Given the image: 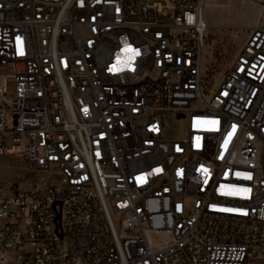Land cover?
<instances>
[{
  "label": "built area",
  "instance_id": "2783aa9c",
  "mask_svg": "<svg viewBox=\"0 0 264 264\" xmlns=\"http://www.w3.org/2000/svg\"><path fill=\"white\" fill-rule=\"evenodd\" d=\"M162 1L0 0V264L264 261V0Z\"/></svg>",
  "mask_w": 264,
  "mask_h": 264
},
{
  "label": "rangeland",
  "instance_id": "374dc122",
  "mask_svg": "<svg viewBox=\"0 0 264 264\" xmlns=\"http://www.w3.org/2000/svg\"><path fill=\"white\" fill-rule=\"evenodd\" d=\"M156 2L164 4L162 0ZM262 9L259 0H209L205 19L211 28L212 35L220 31L236 28L249 29L260 20ZM184 123L180 122L183 130ZM58 176L40 173L30 169L29 164L13 156H0V184L29 185L35 182L56 181ZM66 251V244H62ZM250 264H264L262 260H254Z\"/></svg>",
  "mask_w": 264,
  "mask_h": 264
},
{
  "label": "water",
  "instance_id": "95a60500",
  "mask_svg": "<svg viewBox=\"0 0 264 264\" xmlns=\"http://www.w3.org/2000/svg\"><path fill=\"white\" fill-rule=\"evenodd\" d=\"M60 218H61V215H60V214H58V216H57V220H60Z\"/></svg>",
  "mask_w": 264,
  "mask_h": 264
}]
</instances>
